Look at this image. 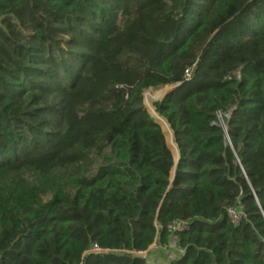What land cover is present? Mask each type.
Segmentation results:
<instances>
[{
  "label": "trees",
  "instance_id": "obj_1",
  "mask_svg": "<svg viewBox=\"0 0 264 264\" xmlns=\"http://www.w3.org/2000/svg\"><path fill=\"white\" fill-rule=\"evenodd\" d=\"M180 223L168 264H264V0H0V264H158Z\"/></svg>",
  "mask_w": 264,
  "mask_h": 264
},
{
  "label": "built area",
  "instance_id": "obj_2",
  "mask_svg": "<svg viewBox=\"0 0 264 264\" xmlns=\"http://www.w3.org/2000/svg\"><path fill=\"white\" fill-rule=\"evenodd\" d=\"M227 216H228L229 221L233 224H238L244 219V214L240 206L228 209ZM183 227H184L183 223L174 224L169 227V231L171 232V237H170L168 246H166L164 249H168L176 255H181L183 253V249L177 246V239H176V236L173 234L174 232L182 230ZM153 247H155V245L151 246L147 251L131 252L130 254L135 257L144 259L146 260V263H148V261H151V260L148 259L147 256L149 255ZM108 253H111V251L107 249H101L98 245L93 244L90 250L86 254H108ZM126 253L129 254V252H126Z\"/></svg>",
  "mask_w": 264,
  "mask_h": 264
},
{
  "label": "rangeland",
  "instance_id": "obj_3",
  "mask_svg": "<svg viewBox=\"0 0 264 264\" xmlns=\"http://www.w3.org/2000/svg\"><path fill=\"white\" fill-rule=\"evenodd\" d=\"M172 89H173V86H166V87H162V88L156 89V90L155 89H149L144 93V99H143L144 106H145L147 112L155 120H156L155 116L158 114L155 112L153 104L155 102L161 101ZM159 126H160V128L164 134L165 142H166V145H167V147L171 153L174 164H176L178 162V159H179V152H178L177 145L175 143L174 135H173L172 131H170V130L167 131L162 124H160ZM173 173H174V168L171 171V177H173ZM150 256H152V254H149L147 256V258L150 259ZM168 263H169V261H167L165 264H168Z\"/></svg>",
  "mask_w": 264,
  "mask_h": 264
},
{
  "label": "crops",
  "instance_id": "obj_4",
  "mask_svg": "<svg viewBox=\"0 0 264 264\" xmlns=\"http://www.w3.org/2000/svg\"><path fill=\"white\" fill-rule=\"evenodd\" d=\"M150 254H152V256H150V260L153 263L158 264H165L167 261L174 259V255H176L168 249H158L156 246L151 249Z\"/></svg>",
  "mask_w": 264,
  "mask_h": 264
},
{
  "label": "water",
  "instance_id": "obj_5",
  "mask_svg": "<svg viewBox=\"0 0 264 264\" xmlns=\"http://www.w3.org/2000/svg\"><path fill=\"white\" fill-rule=\"evenodd\" d=\"M174 88H175V87H173V89H174ZM173 89H172V90H173ZM155 121H156V120H155ZM176 164H177V163H176ZM176 164H174V167H175V168H176Z\"/></svg>",
  "mask_w": 264,
  "mask_h": 264
}]
</instances>
